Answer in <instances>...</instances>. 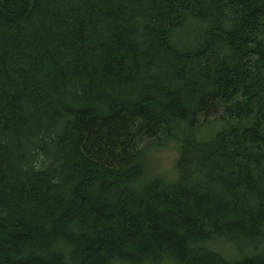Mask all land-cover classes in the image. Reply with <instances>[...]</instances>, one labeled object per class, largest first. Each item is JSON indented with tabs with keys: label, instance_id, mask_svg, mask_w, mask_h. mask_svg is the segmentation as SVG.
Masks as SVG:
<instances>
[{
	"label": "trees",
	"instance_id": "16d2710c",
	"mask_svg": "<svg viewBox=\"0 0 264 264\" xmlns=\"http://www.w3.org/2000/svg\"><path fill=\"white\" fill-rule=\"evenodd\" d=\"M0 264H264V0H0Z\"/></svg>",
	"mask_w": 264,
	"mask_h": 264
},
{
	"label": "rangeland",
	"instance_id": "374dc122",
	"mask_svg": "<svg viewBox=\"0 0 264 264\" xmlns=\"http://www.w3.org/2000/svg\"><path fill=\"white\" fill-rule=\"evenodd\" d=\"M178 153L174 147L162 150L153 157V173L156 176L164 177L165 179H172L175 172V162Z\"/></svg>",
	"mask_w": 264,
	"mask_h": 264
}]
</instances>
